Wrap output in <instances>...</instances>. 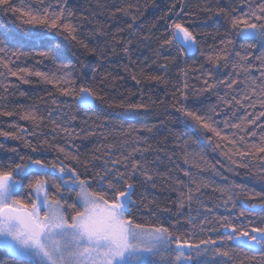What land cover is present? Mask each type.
<instances>
[{
  "label": "snow or ice",
  "instance_id": "obj_1",
  "mask_svg": "<svg viewBox=\"0 0 264 264\" xmlns=\"http://www.w3.org/2000/svg\"><path fill=\"white\" fill-rule=\"evenodd\" d=\"M134 7L128 4L126 7H117L112 12L113 17L117 13L131 17L132 23L127 24L130 30L129 38L120 37L119 33L125 29L117 28L111 34L110 41L101 46L99 42L93 45L85 38L82 30L87 18L73 19L75 13L68 7L67 0H0V16L12 20L15 25L14 28H0V77L6 80L8 76H12L25 84L31 82L29 77H37L38 82L51 85L60 96L70 97L77 110L86 113L97 110L96 101L108 104L110 108L125 109L130 114L141 111L146 113L148 105L144 103L125 105L109 101L104 94V87L115 86L110 83V77L112 81L120 77H113L107 71L100 72L99 66L89 69L86 60L79 55L78 66L59 59L66 48L72 50L79 47L84 53L98 55L101 59L109 50L113 55L122 51L123 55L133 62V40L130 37L137 35L133 28L137 16L131 11ZM238 7L201 8V11L222 19L225 28L223 32L216 28L212 33H197L190 30L188 22H182L181 14H189L184 12L183 5L176 10L177 6L173 4L168 16L160 17L165 20V33L155 37L160 49L175 48L181 55L199 52L204 57V62L194 69L198 73L195 79L199 80L202 86L197 89L190 85L187 69H181L183 84L173 85L172 107L195 122L199 128L232 144H235V141L227 135H222V130L214 126L215 121L198 108H189L187 102L190 97L211 93L223 86L236 92L230 100H225L224 96H220L216 91L215 94L224 103L231 105V102L235 101L241 108L254 109L258 101L260 108L264 109V51L255 56L249 51L256 48L258 41H264V0H239ZM136 11L139 9L136 8ZM173 16L175 19H172ZM202 34L213 35L214 41L215 37H220L219 46L214 42L208 45L207 52L202 50L197 39ZM90 35L101 37L107 36L108 32L105 26H99ZM153 36L151 32L147 35L140 33L139 42L151 41ZM22 57L25 60L33 59L36 63L49 61L54 70L41 71L26 64L21 67L18 61ZM37 57L42 59L37 60ZM159 67L167 71V64H160ZM254 68L259 72L258 77L252 75ZM223 69L230 71L222 72ZM125 70H129L128 66H125ZM89 71L92 73L91 80L88 79ZM77 72L79 75H76ZM140 75L157 83H169L164 75L145 73L143 68L139 74L133 72L131 78L139 84ZM237 85H242L239 91L236 89ZM4 91L8 92V86L4 87ZM49 94L52 95V92ZM20 95L23 96L24 93L21 92ZM254 97L257 99L254 100ZM244 101L248 103L245 104ZM51 104L55 107L49 110L46 116L41 114L39 109L30 108L20 114V119L31 121L35 128H40L45 120H48L54 131L59 128L69 140L78 138L80 134L74 128L56 123L59 117H53V112L60 108V102L52 99ZM66 106L71 110V104L66 103ZM210 110L215 111V108ZM13 115L17 113L0 110V116ZM61 115L68 114L61 112ZM247 115L251 116L253 113ZM260 117H264V110L250 121L245 117V122L255 124ZM70 119L76 120V116L71 114ZM225 127H229L227 121ZM230 127L240 128L241 125L234 123ZM261 127H264V124ZM20 131L26 132V129ZM119 131L124 139L119 144H101L93 152L91 159H82L79 151L73 153L66 147L50 144L48 140L35 146L31 141L25 140L24 146L30 149L31 153H38L42 147L47 146L57 153L53 159L31 154L21 155L16 148L5 149V145L0 143V149L11 151L18 157V161L16 157L0 161V250L7 251L17 264H208L209 259L212 264H235L238 253H243L245 260L264 264V218L260 224L249 220L247 224L241 221L237 225L234 219L244 217L245 210H240L235 217L216 216L219 228L224 229V232L197 239L196 232L192 229L198 228L203 232V225L210 221L205 217L202 222H197L189 215L184 222L191 227L186 231L182 229L179 218L183 215L182 210L187 204L191 212L190 205L196 193L209 186L198 181L189 171H184V175L189 177L190 184L195 185V188L189 187L184 181H174L178 184V187L173 189L177 192L175 211L167 206L161 207L155 204V201H149L148 204L143 200L138 202V182L141 186L156 187V178L160 173L149 168L143 159L138 158L137 154L142 155L143 152L151 150L150 145L131 149L125 145L130 142L146 145V140L134 136L133 133L151 132L152 128L137 129L134 124H129L127 130L120 125ZM92 135H95V132L86 133V137ZM101 135L105 140L108 139L104 133ZM249 135L255 136L256 132L251 131ZM0 136L13 140L23 139L14 132L0 131ZM240 140L243 142L244 137H240ZM101 149L103 154L109 157L114 156L116 152L120 155L105 159L102 165H97L94 161L100 160L101 156L95 152ZM236 151L242 157H257L264 164V155H261L264 154V136L260 137L258 144L246 143L244 149L237 147ZM184 162L188 163L187 156ZM237 166L248 165L241 163ZM233 187L244 188L243 185L235 184ZM184 188L188 189L187 194ZM213 190L226 197L223 203L226 211L231 213L236 208L233 194L224 188L216 187ZM244 195L248 199L260 197L264 200V192L245 191ZM151 205L168 215L158 217L148 224L144 223L137 213L142 209L151 213ZM201 207L206 212L213 213L212 208L202 203ZM249 207L255 209L257 205ZM260 207L264 211V205ZM172 216L177 217L174 222ZM208 231L217 233L219 229L212 227ZM238 264H244V260H240Z\"/></svg>",
  "mask_w": 264,
  "mask_h": 264
},
{
  "label": "trees",
  "instance_id": "obj_2",
  "mask_svg": "<svg viewBox=\"0 0 264 264\" xmlns=\"http://www.w3.org/2000/svg\"><path fill=\"white\" fill-rule=\"evenodd\" d=\"M128 4L135 6L131 11L137 16L133 26L137 35L130 37L133 40L131 45L133 62H130L122 51L117 55H113L109 50V53L101 59L98 55L84 53V50L79 47L72 50L66 48L59 59L64 63L78 66L77 56L79 55L86 60L89 69L99 66L100 72L107 71L113 77H120L114 81L110 77V83L115 86L104 87V94L109 101L125 105L144 103L148 105L147 112L141 111L140 113L130 114L125 109L110 108L108 104H100L99 101H96L97 110L86 113L82 110H77L75 102L70 97L60 96L55 93L51 85L38 82L39 78L37 77H29L28 79L31 82L27 84L16 80L12 76H8L6 80L0 77V110L17 113V115L11 117L0 116V131L14 132L23 137L22 140H13L0 136V143L5 145V149L16 148L21 155L31 154L53 159L57 153L47 146L42 147L38 153H31L30 149L24 146L25 140L31 141L34 146L37 144L42 145L44 140H48L50 144L66 147L73 153L79 151L82 159H91L93 152L101 144H119L124 139L119 131L120 125H123L124 130L128 129L129 124H134L137 129L150 127L152 128L151 132L138 131L133 133L134 136L146 140V145H138L131 142L125 145L128 149L132 147L143 148L150 145L151 150L143 152L142 155L137 154L138 158L143 159L149 168L160 173V176L156 178V187L150 185L141 186L138 182V202L143 200L145 204H148L149 201H155V204L161 207L167 206L175 211L174 202L177 200V192L173 189L178 187V184L174 183V181H184L189 187L195 188V185L190 184L189 177L184 175V171H189L198 181L207 183L209 186L201 188L196 193L195 199L190 205L191 212H189L187 204L182 210L183 215L179 218L183 230L186 231L191 227L184 222L187 216L191 215L197 222H202L206 217L210 223L203 225L205 231L201 232L198 228L192 229L196 232V238L206 235L216 236L224 232V229L219 228L215 217L220 215L235 217L240 210H245V216L234 219L237 225L241 221L247 224L249 220L255 224H260L262 218H264V211H262L260 205H264V200L260 197L248 199L244 192H264V164L257 157L240 156L236 149L237 147L244 149L246 143L258 144L260 142V137L264 136V127H261L264 124V117H260L255 124L251 125L245 122V117L250 121L264 109L260 108L258 101L254 109L241 108L235 101H232L231 105L224 103L215 94L216 91L219 92L220 96H224L225 100H230L231 96L236 95V92L220 86L211 93H202L196 97H190L187 104L189 108H198L200 112L215 121L214 126L222 130V135H227L231 140H234L235 144L199 128L195 122L186 118L172 107V91L173 85L183 84L181 69L185 68L187 69L189 84L197 89L202 86L201 82L195 79L198 73L194 69L199 68L200 64L204 62V57L199 52L181 55L175 48L160 49L155 39L156 36H162L165 33V20H161L160 17H167L173 4H176V10H179L182 4L184 12L189 13L188 15L181 14V20L182 22H188L187 26L190 30L197 33H212L216 28L223 32L225 28L224 21L200 9L204 7L215 8L217 6L238 7L239 0H235V2L234 0H67L68 7L75 13L73 19L80 18L83 20V18H87V20H84L82 30L85 38L91 41L93 45L99 42L101 46L110 41L111 34L117 28L122 27L125 29L124 32L119 33L120 37L129 38L130 30H128L127 24L132 23L131 17L119 13L115 17L112 16V12L117 7H126ZM136 8L139 9L138 12ZM244 10H247L246 5ZM210 16L211 18H209ZM172 19H175V17L173 16ZM170 22L169 20L168 23ZM99 26H105L108 32L107 36L94 37L90 35ZM3 27L14 28L15 25L12 20L0 16V28ZM149 32L154 34L153 39L139 42V34L147 35ZM197 39L200 48L205 52L208 51V45L214 42L219 46L220 37H215L214 41L211 34L199 35ZM157 49H159V55H157ZM249 51H252L254 56L264 51V41H258L256 48ZM166 57L168 59H165ZM36 59L40 60L42 58L37 57ZM153 61L156 62L153 63ZM18 63L21 67L26 64L30 68L41 71L54 70L49 61L36 63L33 59L25 60L22 57ZM256 63L258 64V62ZM160 64H167L166 72L159 67ZM125 66H128V71L125 70ZM141 68H143L145 73L164 75L169 83L167 85L157 83L140 75L141 83L137 84L131 78V75L133 72L139 74ZM228 71L230 69L222 70V72ZM76 75H79V73L77 72ZM252 75L258 77L259 72L254 68ZM91 78L92 73L89 71L88 79L91 80ZM5 86H8L7 93L4 91ZM241 88L242 85L236 86L238 91ZM50 91L52 95L49 94ZM21 92L24 93L23 96L20 95ZM225 93H228V95H225ZM52 99H57L60 102V108L53 112V117H59L56 123L74 128L80 134L78 138L69 140L66 134L59 131V128L54 131L53 125L48 120H45L44 125L40 128H35L31 121L20 119V114L30 108L39 109L40 113L46 116L47 112L55 107L51 104ZM253 99L256 100L257 98L254 97ZM65 102L72 105L71 110H69ZM243 103L247 104L248 102L244 101ZM212 108H215V111H211L210 109ZM61 112L68 115H61ZM247 113H253V115L248 116ZM71 114L76 116V120L70 119ZM225 121H227L229 127H225ZM234 123L240 124L241 127H230ZM20 129H26V132H21ZM89 131L95 132V135L86 137V133ZM251 131H255L256 135H249ZM33 133L35 134L33 135ZM101 133L107 135L108 139L105 140ZM240 137H244L243 142ZM95 154L101 156L100 160L94 161L97 165H102L105 159L116 158L120 155L119 152H116L114 156L109 157L103 154V149L95 152ZM186 156L188 159L187 164L184 162ZM11 157H16V154L0 149V161H5ZM16 159L18 161V157ZM65 163H71V161H65ZM241 163H245L248 166L238 167L237 165ZM165 177H170V179H165ZM234 184L243 185L244 188L233 187ZM216 187L227 189L233 194L236 208L231 213L226 211L223 203L226 197H222L219 191L213 190ZM183 190L187 194L188 189L184 188ZM53 191L55 190L53 189ZM72 199H75V193H73ZM197 200L199 202H196ZM201 203L208 208H212L213 213L206 212L201 207ZM253 204L257 205L255 209L249 207ZM218 205L219 207H217ZM230 206L231 202H229L228 207ZM151 207V213L146 209H142L137 213L139 219L146 224L155 221L158 217L168 215L160 212L154 205H151ZM176 218V216H172V222ZM212 227L218 228L219 231L217 233L209 232L208 229ZM240 260H244V264H256L255 261L245 260L243 253L237 254L235 264H238ZM0 264H17V262L7 251L0 250ZM208 264H212L210 259Z\"/></svg>",
  "mask_w": 264,
  "mask_h": 264
},
{
  "label": "rangeland",
  "instance_id": "obj_3",
  "mask_svg": "<svg viewBox=\"0 0 264 264\" xmlns=\"http://www.w3.org/2000/svg\"><path fill=\"white\" fill-rule=\"evenodd\" d=\"M191 53H195V52H190L189 54H191Z\"/></svg>",
  "mask_w": 264,
  "mask_h": 264
}]
</instances>
